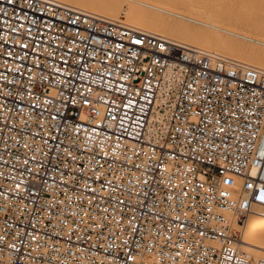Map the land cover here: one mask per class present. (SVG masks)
I'll return each mask as SVG.
<instances>
[{"label":"built area","instance_id":"2783aa9c","mask_svg":"<svg viewBox=\"0 0 264 264\" xmlns=\"http://www.w3.org/2000/svg\"><path fill=\"white\" fill-rule=\"evenodd\" d=\"M264 72L55 0H0V264H264Z\"/></svg>","mask_w":264,"mask_h":264},{"label":"bare ground","instance_id":"6f19581e","mask_svg":"<svg viewBox=\"0 0 264 264\" xmlns=\"http://www.w3.org/2000/svg\"><path fill=\"white\" fill-rule=\"evenodd\" d=\"M55 1L73 8L83 10L85 12L95 14L106 20L122 22L137 31L157 34L166 37L169 40L189 44L212 56H219L231 61H237L243 65L258 68L262 72H264V49L261 54L252 49L248 51L239 50L238 52H233V45L230 42L226 40L223 41L221 39L222 37H220V34L214 31L213 35L211 36L204 35L203 27H207L210 30H224L231 34L236 33L229 29L217 26V24H215V22L210 19H202L204 16L200 15L198 17L195 14L194 16L188 17V19H190L195 24L194 26L196 31L191 32V29L185 24H167L162 19V17L155 12L156 10H163L162 7H160L161 3H154L153 0H112L111 4L99 2L98 5H94L97 0ZM214 1L212 0V4L214 5L216 3H219L217 2L218 0L216 2ZM225 1L228 2V0ZM198 2H201V4L203 3L204 5V0H198ZM122 4H124L126 7H124V5L122 6ZM252 4L255 8H259L258 10H260V12L254 21L253 19L251 20L253 22H251V26L249 28L258 30L261 24L264 23V10H261V8H263L264 6V0H254ZM228 6L226 9H228ZM254 10L255 9H253V11ZM211 16L209 15L208 17ZM238 16L240 15L238 14ZM244 37L247 39H251L250 37ZM191 43L194 44L192 45ZM207 43H212V45H207ZM257 43L264 46V41L257 40ZM215 45H220L221 49L224 50V52H218L215 48ZM242 249L251 252L256 257L264 255V219H260L257 217H251L249 219L244 243L242 244Z\"/></svg>","mask_w":264,"mask_h":264},{"label":"rangeland","instance_id":"374dc122","mask_svg":"<svg viewBox=\"0 0 264 264\" xmlns=\"http://www.w3.org/2000/svg\"><path fill=\"white\" fill-rule=\"evenodd\" d=\"M232 1L228 0L227 2L225 0H221V2L223 3L222 4L220 0H218L217 2L219 3L218 4L216 3L214 5L212 4V0H204V5H203V3L201 4V2H198V0H193V1H190V0H153L154 3H159V2L161 3L160 7H162L163 10H156L155 12L158 15H160L167 24H171V25L185 24L191 29V32H194L196 31L195 26H194L195 24L190 19H188V17L194 16L195 14L198 17L201 15V16H204L202 19H210L213 22H215L217 26L229 29L236 33V34H231L224 30H215V29L210 30L207 27H203L204 35L211 36L213 35V31H214L220 34V37H222L221 39L223 41L226 40L233 45V48H232L234 50V51L232 50L233 52H238L239 50L248 51L252 49L261 54V52L264 49V46L258 44L257 40L264 41V23L261 24L258 30L257 29L253 30L249 28L251 26V22H253L255 18L257 17V15L259 14L260 12V10H258L259 8L258 9L255 8L254 5L252 4L254 0H250L251 2L249 0H243V1L242 0H232ZM99 2L111 4L112 0H97V2L94 3V5H98ZM123 5L124 4H122V6ZM227 6H228V9H226ZM124 7L126 6L124 5ZM252 8L255 10L253 11ZM236 9L237 10L239 9V10L237 11ZM261 10L262 11L264 10V6L263 8H261ZM241 11H243L244 13ZM245 13H246V16H245ZM238 14L240 16H238ZM209 15L210 16L212 15V16L208 17ZM252 19L253 21H251ZM244 36L250 37L251 39H247ZM207 45H212V43H209V44L207 43ZM215 48L217 49L218 52H221V53L224 52V50L221 49L220 45H215Z\"/></svg>","mask_w":264,"mask_h":264}]
</instances>
